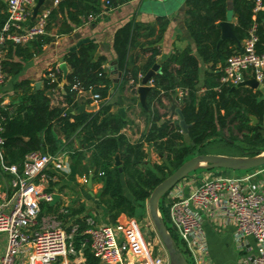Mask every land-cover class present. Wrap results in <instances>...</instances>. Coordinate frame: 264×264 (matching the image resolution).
I'll return each instance as SVG.
<instances>
[{"label":"trees","instance_id":"trees-1","mask_svg":"<svg viewBox=\"0 0 264 264\" xmlns=\"http://www.w3.org/2000/svg\"><path fill=\"white\" fill-rule=\"evenodd\" d=\"M108 1L111 4L112 1L119 3L124 0ZM93 3L94 0L59 1L50 11L46 29H49V21H53L57 24L58 32L69 31L73 25L80 23V17L96 13ZM260 3L264 6V0H260ZM46 4L43 2V5ZM253 7V0H232L236 17L233 34L242 42L247 37L249 28L254 25V47L259 54L264 52V8L253 11ZM3 9L4 3L0 0V26L5 17ZM184 13L185 28L193 39L197 57L209 64L208 71L204 74V90L198 93V59L195 54L188 48L174 51L158 63V71L150 77L143 112H150L152 100L160 104L162 94L175 89L186 90V94L179 100L180 112L187 125L185 134L177 126L170 127L167 120L156 126L155 121L159 116L153 110L152 124L148 131L134 142L127 141L119 132L126 121L119 113L109 112V104L105 102L113 84L101 67L103 58L93 60L95 45L83 43L75 51L63 55V61L69 69L59 90L64 107L61 102L49 105L50 99L45 92L55 89L54 82L43 80L42 89L30 87L24 80L13 83L12 87L18 89L19 93L14 91L13 103L0 108L3 118L4 161L20 166L21 159L31 151L55 152L58 140L53 134L52 124L58 127L65 138L73 134L79 135L80 146L91 150L84 163L82 149L69 152L74 170L78 174L91 173L92 178L101 182L95 198L104 210L107 223L115 224L135 217L137 209L147 199L151 189L190 157L195 149L198 153H206L202 149L217 140L228 149L229 156H253L263 152L264 131L260 124L264 102L262 99L256 100L260 96L259 91L245 86L232 88L219 83L225 59L240 49L230 39L219 41L218 23L225 19V0H185ZM59 14L63 16L58 21ZM164 25L162 17H156L154 24L130 20L115 30L112 46L116 70L120 74L119 91L128 81V87H134L139 83L138 74L143 75L156 63L158 49L155 43L159 40ZM51 40L52 37L45 33L34 37L24 47L7 44L1 60L4 78L17 75L22 62ZM135 48L137 52L133 53ZM144 52L148 53L146 59L142 63H136L139 53ZM59 80L61 81V76ZM73 83L83 89L90 88L92 93L99 95L98 110H78L79 103L84 104L87 100L75 99V91L70 90ZM131 90L135 93V90ZM250 115L256 118L254 125L250 124ZM223 129L228 131L226 137L222 136ZM144 143L152 146L161 156L159 163L147 161ZM114 154H118L120 171L113 165ZM51 209L48 203L44 210L40 206L41 212ZM67 211L70 220L78 225L73 235V245L77 249L86 237L82 230L85 226L83 219L87 215L83 213L82 205L72 208L69 206ZM161 216L166 222V214ZM167 230L176 243L169 229ZM83 254L87 264H96L87 245L83 248Z\"/></svg>","mask_w":264,"mask_h":264},{"label":"built area","instance_id":"built-area-1","mask_svg":"<svg viewBox=\"0 0 264 264\" xmlns=\"http://www.w3.org/2000/svg\"><path fill=\"white\" fill-rule=\"evenodd\" d=\"M59 1L42 4L30 20L35 0H5V17L0 26V87L4 80L1 60L7 44H22L45 34L50 11ZM253 2V11L264 8L260 0ZM104 4L108 6L110 2L104 0ZM96 16V13H88L82 20L91 21ZM255 41L252 25L239 51L225 59L219 83L233 87L240 78L248 77L260 83L264 76V52L258 54L255 51ZM60 76L56 64L45 77L59 89ZM70 90L75 91V99L99 100L97 93H92L90 88L83 89L77 83H73ZM184 94L186 90H178L179 98ZM4 102L0 93V108L6 105ZM61 106H65L62 99ZM2 119L0 114V173L12 177L10 193H0V264H82L86 245L97 264H168L165 251L144 236L140 230L142 225L133 217L114 224L99 223L85 216L82 232L86 237L75 249L73 235L78 225L69 218L68 203L60 202L50 213L40 210L41 204H49L57 192L53 172L66 170L65 159L56 153L31 151L21 159L20 166L5 162ZM189 177L179 180L164 197L167 199L166 221L191 264H205L207 250L201 226L205 216H209V208H217L220 204V210L229 216L234 226L235 249H243L251 238L254 251L245 261L264 264V188L245 185L244 177L202 176L194 184L189 182Z\"/></svg>","mask_w":264,"mask_h":264},{"label":"crops","instance_id":"crops-1","mask_svg":"<svg viewBox=\"0 0 264 264\" xmlns=\"http://www.w3.org/2000/svg\"><path fill=\"white\" fill-rule=\"evenodd\" d=\"M1 1L3 3L5 2V0ZM44 2L47 3L46 5H51V0H44ZM113 3L114 2L112 1L111 4L107 6L104 4V0H94L93 4L97 10V16L93 20L86 22L82 20V18L85 16L80 17V23L73 25L70 30L65 33L58 32L56 28L57 24H54L53 21H49V29H46V34L51 36L52 40L49 43L44 44L36 54L23 61L21 70L17 75L4 78L0 87V93L3 95V99L5 101L4 103H6V105H10L15 99V94L13 92L15 91L17 93L18 91L19 93L18 89L15 90L12 87L14 82L24 80L28 82L30 87H34V83L39 82L38 87L34 88L42 89L43 80L46 79L45 76L47 71L54 65H59L60 59H62V62H64L63 55L66 52L75 51L79 45L83 43H93L95 45L93 60H96L97 58H103L101 67L111 78L113 84V88H110L109 95L106 97L105 101L109 104V112H117L119 107L118 97L121 99L123 117H120L126 122L119 129V132L125 137L127 141L134 142L148 131V128L152 124L151 118L153 116V110H155L159 116V118L155 121L156 126H159L165 122L163 121L164 117H172L171 120H167V123L176 121L177 114L174 111V108L180 106V98L178 96V90L180 89H175L173 92L162 94L160 97V104H157L152 100L150 112H143L146 107V100L145 107H142L138 102L136 87L139 85V83H137L134 87H128L130 85V81H128L125 83V85H123L122 90L119 91L120 74L116 70V61L113 52L112 41L115 30L130 20L154 24L156 17H162V19L165 21V25L159 40L155 43L158 49V53L155 56L156 63L160 64L174 51L183 50L185 48H188L190 52L195 54L197 57L195 44L184 24L185 0H124L119 3ZM55 7L56 6L53 8ZM61 16H63V14H59L57 16L58 21L62 19ZM224 20L233 23V26L235 24L236 17L232 9V0H225ZM30 41L19 45L24 47ZM241 44L242 42H239L240 47ZM132 52H137V48L133 49ZM147 54V52L142 54L139 53L136 63H142L146 59ZM197 59V86L198 93H201L204 90V74L206 71H208L209 64L204 63L200 57H197ZM112 62H114V64H112ZM65 66L68 71L69 69L66 63ZM112 66L114 68H112ZM141 76V74H138L137 77L139 80ZM61 82L62 81H60V87L62 84ZM147 85L150 86V83L148 82ZM131 89L135 90V93L132 92ZM59 90L60 88H55L52 90V92H50V96L47 95L50 99V106H54L61 102L62 97L59 93ZM128 90L131 93H127ZM255 90L259 91V99H262L264 102V87ZM78 100L79 99L77 98V101ZM86 100L87 101L84 104L79 103V106H83L82 111L94 112L98 110L99 100ZM173 104L176 106H173ZM260 125L264 131V114ZM52 131L55 135V138L58 140L57 150L53 153H56L60 155L62 159H65L67 168L64 171L57 170L53 172L56 177L55 185L57 192L55 194L57 195V199L50 206L53 208L55 205H57V203L65 200V198L68 197V195L65 194L68 192L78 198L80 197L79 199H75V201L76 203L80 202L79 205H82L84 214L91 217L96 222H107L103 216L104 210L101 204L95 198V195L98 193L101 187V182L97 178H92L91 175L90 186L87 187V177L91 173H88L87 175H84L83 173H76L74 170V163L69 157V152L71 150L82 149L84 155L82 163H84L88 158L91 149H86L85 147L80 146L78 142L80 139L79 135L77 136L76 134H73L71 137L65 138L55 124H52ZM143 148L147 153V161L150 163H159L161 161V156H159V154L153 150L152 146H147L144 143ZM225 149L206 153L228 155ZM205 173L209 174L210 177H244L246 178L245 185L253 188H258V186L264 188V166L247 170L245 173L240 175L233 174L231 170L228 171L227 169H210V171L203 170L199 175L195 173L188 175L190 176L189 178H191L189 182L191 184H194L196 180L198 182V178L204 176ZM11 177V174L0 173V193H10ZM91 188H93V191ZM184 190L187 191V187H185ZM221 206L222 204H220L217 208L216 206L214 208H209L207 212L209 216L206 215L204 218L205 220L202 222L201 229L204 235L207 250V255L204 259L205 264H248L245 260L254 251L253 240L249 238L245 243L244 248L240 251L235 249L232 240L234 226L231 223L229 216L224 211L220 210ZM51 211L53 210L51 209L50 211H44V213H50ZM59 218L62 219L63 217L60 216ZM133 218L137 221L135 217ZM137 222L139 223V221ZM139 225L141 226L142 223H139ZM82 264H87L85 256Z\"/></svg>","mask_w":264,"mask_h":264},{"label":"water","instance_id":"water-1","mask_svg":"<svg viewBox=\"0 0 264 264\" xmlns=\"http://www.w3.org/2000/svg\"><path fill=\"white\" fill-rule=\"evenodd\" d=\"M44 0H35V4L31 9L30 20L36 15L38 9L43 4ZM29 20V21H30ZM28 21V22H29ZM220 28V38L222 39H230L234 41L235 45L240 48L239 41L235 38L233 34V23L229 21H220L218 23ZM59 68L61 71V81H64L67 68L65 63L62 62V59L59 60ZM114 64V62H112ZM112 68H114L112 66ZM158 70V64L154 63L140 78L139 85L136 87L137 99L139 104L142 107H145V94L150 86L147 83L150 81V77ZM39 82L34 83V87L37 88ZM245 86L250 89H261L264 87V76L261 79L260 83L254 80L253 77H248L246 79L240 78V81L236 83L232 88H237ZM46 95L50 96V91H46ZM256 100H259L257 97ZM119 107L117 112L123 117V107L121 106V99L118 97ZM83 106H79L78 110L82 111ZM181 105L179 107L174 108V111L177 114V120L174 122H169V126H177L180 128L181 133L185 134L186 132V124L182 118ZM252 125L256 123V118L254 116H249ZM113 165L117 166L118 171L120 168V160L118 154H114L113 156ZM264 166V152L259 153L253 156H228V155H220V154H208V153H198L192 155L182 161L179 166H177L170 174L164 177L158 184H156L150 191L147 199H146V207L148 212V217L150 222L154 228V231L162 244V247L165 251V254L168 259V264H188L186 259L184 258L181 251L176 246L175 241L173 240L170 233L167 231L164 221L160 217L158 213V202L159 199L164 197L166 193L182 178L188 176L197 168L201 169H227V170H242L247 171L251 169H256L258 167ZM91 182V174L88 175L86 186L89 187ZM57 199V195H52V200L49 202V205H52Z\"/></svg>","mask_w":264,"mask_h":264},{"label":"rangeland","instance_id":"rangeland-1","mask_svg":"<svg viewBox=\"0 0 264 264\" xmlns=\"http://www.w3.org/2000/svg\"><path fill=\"white\" fill-rule=\"evenodd\" d=\"M127 93H131V92H129V90L127 91ZM164 114V113H163ZM165 115V114H164ZM172 119V117L171 116H168V117H164V120L163 121H166V120H171ZM227 133H228V131L226 130V129H223V134H222V136L223 137H226V135H227ZM187 142V141H186ZM225 149V146L223 145V143L222 142H219V141H217V140H214V141H212V142H210L209 144H207L203 149H202V151L203 152H211V151H213V152H216V151H220V150H224ZM228 149H226V151H227ZM264 152V151H263ZM263 152H261V153H263ZM198 153V151L195 149V151L193 152V154L192 155H195V154H197ZM191 155V156H192ZM203 170H205V171H210V170H207V169H201V168H197L196 170H194L191 174H193V173H195V174H201V172L203 171ZM228 171H230V170H228ZM246 171H242V170H233L232 171V173L233 174H236V175H240V174H243V173H245ZM191 174H189V175H191ZM204 176L205 177H209V174H204ZM198 177V176H197ZM92 189V191H93V188H91ZM90 189V190H91ZM68 191V190H67ZM124 191H125V189H124ZM126 192V191H125ZM65 195H68V197L67 198H65V200H62V202H64V201H66L67 203H68V207L67 208H69V206L72 208L73 206L74 207H77L79 204H80V202H78V203H76V201H75V199H79L78 197H76L75 195H72L71 193H68L67 192V194H65ZM95 201V200H94ZM59 204H60V202L59 203H57V205H55L53 208H52V210L54 211V210H56L58 207H59ZM166 204H167V199L165 198V197H162V198H160L159 199V202H158V213H159V215H160V217H162L161 215H165L166 214ZM41 208H42V210H44L45 209V204H41ZM42 212H44V211H42ZM103 216H104V218L106 219V215L105 214H103ZM103 218V219H104ZM135 218L137 219V221H139V223H142V226H141V228H140V230L142 231V233L144 234V236H148V238L150 239V240H153L155 243H156V247L157 248H160L161 250H164L163 249V247H162V244L160 243V241H159V239H158V237H157V235H156V233H155V231H154V228H153V226H152V224H151V222H150V219H149V217H148V212H147V207H146V200L143 202V204L137 209V211H136V214H135ZM165 223V226H166V228L167 229H169V231L171 232V234L173 235V237H174V239L176 240V243H177V247H178V249H180V251L181 252H183V256H184V258L186 259V261H187V263L188 264H191V259L189 258V256H187L186 254H185V252H184V250H183V247H182V244L180 243V241H179V239H178V237L173 233V231H172V229H171V227H170V224L166 221V222H164ZM145 226H144V225ZM168 231V230H167Z\"/></svg>","mask_w":264,"mask_h":264}]
</instances>
